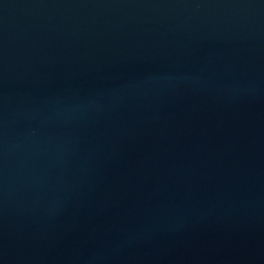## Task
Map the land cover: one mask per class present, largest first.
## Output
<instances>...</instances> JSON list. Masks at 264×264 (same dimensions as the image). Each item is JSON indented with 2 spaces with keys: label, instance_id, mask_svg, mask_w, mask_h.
<instances>
[{
  "label": "water",
  "instance_id": "95a60500",
  "mask_svg": "<svg viewBox=\"0 0 264 264\" xmlns=\"http://www.w3.org/2000/svg\"><path fill=\"white\" fill-rule=\"evenodd\" d=\"M0 264H264V0H0Z\"/></svg>",
  "mask_w": 264,
  "mask_h": 264
}]
</instances>
